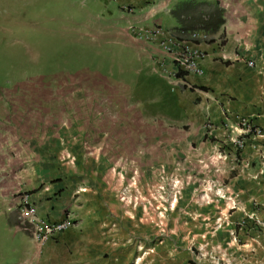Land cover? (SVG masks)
<instances>
[{
    "label": "rangeland",
    "instance_id": "obj_1",
    "mask_svg": "<svg viewBox=\"0 0 264 264\" xmlns=\"http://www.w3.org/2000/svg\"><path fill=\"white\" fill-rule=\"evenodd\" d=\"M127 1L0 0V264L21 261L7 249L48 243L71 258L136 251L114 264H264L263 134L224 111L178 120L176 84L120 35Z\"/></svg>",
    "mask_w": 264,
    "mask_h": 264
},
{
    "label": "crops",
    "instance_id": "obj_2",
    "mask_svg": "<svg viewBox=\"0 0 264 264\" xmlns=\"http://www.w3.org/2000/svg\"><path fill=\"white\" fill-rule=\"evenodd\" d=\"M180 1L219 2L225 17V24L215 35L214 42H178L192 44L194 49H201L206 54L202 61L204 75L186 76V79L193 82L192 87L187 85L186 89H181L179 85L185 84V77H176L172 54L158 40H151L142 34L135 37L129 30L131 25L136 26L137 32L138 29L149 28L155 23L163 24L165 28L177 27L178 22L171 15V10ZM127 3L132 6L133 12L126 13L120 8V19L124 21V27L119 29L120 35L127 42H135L145 52L152 73L167 80L172 79V85L176 84V87L173 85L172 95L175 97V105L181 110L182 117L178 120L184 119V112L187 110L203 108L215 121H220L224 119V111L230 116L232 123L236 122L235 118L250 120L258 134H264V0H128ZM165 14L175 19L172 18L175 25L169 26L164 22L162 16ZM165 30L167 37H170V32ZM140 32L141 30L137 33ZM221 35L225 40L223 44L219 42ZM248 61L256 63V66L250 67ZM202 86L207 89H202ZM185 96L190 100L185 101ZM142 164L145 165L144 162ZM13 228L15 236H24L21 228ZM47 245L44 248L36 245L7 249L2 257L20 259L19 264H69L72 260L73 264H97L96 256L108 253L113 256L109 259V264H114L117 255H122L121 258L117 256V260L124 259L130 263L137 254L130 248L120 250L106 246L97 250L94 247H79L78 252L71 258V254L64 249L53 247L51 243ZM164 249L165 244L161 243L157 248L158 253H155L162 256ZM143 250L144 254L149 250L151 252L149 247L144 246ZM8 263L17 264L14 261L5 264ZM98 264L108 262L102 260Z\"/></svg>",
    "mask_w": 264,
    "mask_h": 264
},
{
    "label": "trees",
    "instance_id": "obj_3",
    "mask_svg": "<svg viewBox=\"0 0 264 264\" xmlns=\"http://www.w3.org/2000/svg\"><path fill=\"white\" fill-rule=\"evenodd\" d=\"M171 15L177 20L178 26L172 31L178 40L192 41L199 43L202 41L211 43L215 41L217 34L225 24L224 9L219 2L207 1H180L171 10ZM211 34L210 38L202 39L194 36L196 32ZM185 75L183 71L176 73L177 78ZM181 89H186L185 85H180ZM202 89L206 90L205 86ZM15 211L9 214V222L13 226H21V220L15 216Z\"/></svg>",
    "mask_w": 264,
    "mask_h": 264
},
{
    "label": "built area",
    "instance_id": "obj_4",
    "mask_svg": "<svg viewBox=\"0 0 264 264\" xmlns=\"http://www.w3.org/2000/svg\"><path fill=\"white\" fill-rule=\"evenodd\" d=\"M141 34L151 40L152 39L158 40L161 43L162 47H164L166 51L172 54L174 61L173 63H175V69H176L175 73H177L179 70L185 73L184 82L186 85L188 84L186 76L191 74L199 75V76L204 75V68L202 65V61L206 57L205 52L201 49H194L192 47V44L188 45V44L178 43V42H190L195 44V42L178 40L171 31H170L171 34L170 37H167V35H165L163 28L160 27L144 28L141 30ZM194 36L203 39L204 36H207V33L200 31V32H196ZM247 64L250 67L256 66V63L252 61H248ZM190 87H192V85H190ZM31 211H34L32 207H31ZM70 224H71L70 221H65L58 224H48L45 230L36 232L35 238L41 244H43L45 241H47V239H49V237L52 234L62 231Z\"/></svg>",
    "mask_w": 264,
    "mask_h": 264
},
{
    "label": "clouds",
    "instance_id": "obj_5",
    "mask_svg": "<svg viewBox=\"0 0 264 264\" xmlns=\"http://www.w3.org/2000/svg\"><path fill=\"white\" fill-rule=\"evenodd\" d=\"M184 77V76H183ZM181 85H183V84H181ZM186 87H187V85L186 84H184Z\"/></svg>",
    "mask_w": 264,
    "mask_h": 264
}]
</instances>
